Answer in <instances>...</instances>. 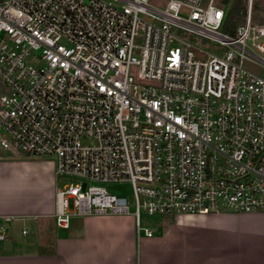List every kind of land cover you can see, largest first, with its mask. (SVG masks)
I'll return each instance as SVG.
<instances>
[{
	"label": "built area",
	"instance_id": "built-area-1",
	"mask_svg": "<svg viewBox=\"0 0 264 264\" xmlns=\"http://www.w3.org/2000/svg\"><path fill=\"white\" fill-rule=\"evenodd\" d=\"M252 2L230 36L222 0H0V155L55 162L59 229L131 216L153 238L142 212L264 214V77L244 68L264 67ZM187 35L221 50L199 59Z\"/></svg>",
	"mask_w": 264,
	"mask_h": 264
},
{
	"label": "crops",
	"instance_id": "crops-1",
	"mask_svg": "<svg viewBox=\"0 0 264 264\" xmlns=\"http://www.w3.org/2000/svg\"><path fill=\"white\" fill-rule=\"evenodd\" d=\"M61 181L49 159L0 155V264H264V214L180 216L153 238L131 216L56 227ZM23 230L27 234H23Z\"/></svg>",
	"mask_w": 264,
	"mask_h": 264
},
{
	"label": "rangeland",
	"instance_id": "rangeland-1",
	"mask_svg": "<svg viewBox=\"0 0 264 264\" xmlns=\"http://www.w3.org/2000/svg\"><path fill=\"white\" fill-rule=\"evenodd\" d=\"M158 2L161 3L160 7H163L164 5L162 4L165 2V0H157ZM228 2V3H226ZM232 2V0H222V4L226 6L227 4L229 5ZM255 3H260L261 10L264 11V0H253L252 2V22L254 24L253 18H256V20L263 19L264 18V12L263 11H256L254 10V4ZM246 6L248 9V0L246 2ZM223 31V30H222ZM224 33V31H223ZM187 42H190L193 47L192 51L195 53L196 57L199 59H206L207 55L204 52H201L200 50H204L208 53H214L220 51V47H218L215 43L205 41L201 38L193 37L191 35H187L184 37ZM264 58V54L261 55ZM244 68L248 71L254 72L260 76L264 77V67L257 65L253 62L250 61H245L244 62ZM42 159H49V158H42ZM50 161L52 159H49ZM53 161V160H52ZM66 182V181H65ZM65 182H61V187ZM111 192L119 195V196H124L129 203L130 210L133 212L135 210V197H134V192L132 189V186L130 184H119L117 186H113L109 188ZM142 219V226L148 227L150 226L153 231L158 232L159 230L163 229L166 221L162 220L160 217H153V216H148L144 212H142L141 215ZM57 227V226H56ZM58 228V227H57Z\"/></svg>",
	"mask_w": 264,
	"mask_h": 264
},
{
	"label": "trees",
	"instance_id": "trees-1",
	"mask_svg": "<svg viewBox=\"0 0 264 264\" xmlns=\"http://www.w3.org/2000/svg\"><path fill=\"white\" fill-rule=\"evenodd\" d=\"M246 2L247 0H232V2L229 5L228 4L226 5L228 13H227V19H226V22L223 28V31L225 34H228L230 36H235L237 33L238 27L244 23L245 18L247 16ZM254 10L256 11L261 10L260 3L254 4ZM253 21L256 26H264V18L259 19V20H256V18H253Z\"/></svg>",
	"mask_w": 264,
	"mask_h": 264
}]
</instances>
